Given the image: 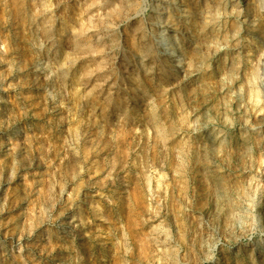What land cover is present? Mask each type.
I'll return each instance as SVG.
<instances>
[{
	"label": "rangeland",
	"instance_id": "374dc122",
	"mask_svg": "<svg viewBox=\"0 0 264 264\" xmlns=\"http://www.w3.org/2000/svg\"><path fill=\"white\" fill-rule=\"evenodd\" d=\"M0 264H264V0H0Z\"/></svg>",
	"mask_w": 264,
	"mask_h": 264
},
{
	"label": "bare ground",
	"instance_id": "6f19581e",
	"mask_svg": "<svg viewBox=\"0 0 264 264\" xmlns=\"http://www.w3.org/2000/svg\"><path fill=\"white\" fill-rule=\"evenodd\" d=\"M133 2V1H132ZM129 5H130V3H129ZM237 6H239V4L237 5ZM234 8H235V5H234ZM182 11H184V12H186L187 14L186 15H184L183 17H186V18H191V12L189 11V10H182ZM236 12H239V11H236ZM193 13H195V12H193ZM240 13V12H239ZM159 14H161V13H159ZM233 14H234V12H233ZM198 16H199V18L201 17V18H205L204 17V13H203V15L202 14H197V15H195V18H194V20H196V18H198ZM230 16H232V14H230ZM219 19V18H218ZM190 20V19H189ZM161 20H159V22H160ZM170 23V22H169ZM188 23V22H187ZM186 24V23H185ZM156 26V25H155ZM161 28H163L164 29V31H162V32H160L159 33V35H158V37H157V40H155L154 42H152V44L153 43H156L157 45V49H159V50H161V52L163 51L164 53H167L168 51H171V50H173V46L172 47H169V48H164L163 46L165 45V43H164V45L162 46V41H169L170 39H171V35H170V33H169V30L171 29V27L169 26V24H167V25H164L163 27H161ZM144 30V29H143ZM165 31H167L168 33H166ZM144 32V31H143ZM143 37H144V35H143ZM162 39H164V40H162ZM171 44V43H170ZM146 46V45H145ZM166 46V45H165ZM147 49H148V47H147ZM220 50V49H219ZM158 51V50H157ZM170 55V54H169ZM174 57V56H173ZM183 63V62H182ZM186 64H183V67H186L185 66ZM181 66V65H180ZM187 76L188 77H193V76H195V75H197L198 74V70L197 69H195V68H191V67H187ZM220 193V192H219Z\"/></svg>",
	"mask_w": 264,
	"mask_h": 264
}]
</instances>
